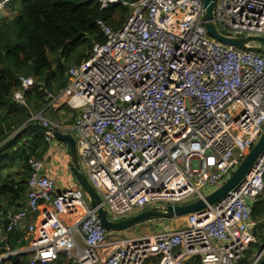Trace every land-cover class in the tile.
<instances>
[{
  "label": "built area",
  "instance_id": "1",
  "mask_svg": "<svg viewBox=\"0 0 264 264\" xmlns=\"http://www.w3.org/2000/svg\"><path fill=\"white\" fill-rule=\"evenodd\" d=\"M11 1L0 0V18ZM96 1L101 9L128 6L130 14L117 28L99 18L104 40L68 68L62 92H44L51 105L78 112L79 161L109 218L205 198L264 133V54L210 36L204 0ZM214 19L224 35L264 36V0H216ZM19 82L13 99L28 107L36 81L20 75ZM36 121L65 132L42 114L28 119ZM45 166L30 158L26 201L0 233L2 241L39 214L23 226L33 234L29 264H238L258 242L253 206L264 199V153L219 202L153 234L107 231L79 183L57 189ZM6 248L0 264L25 251Z\"/></svg>",
  "mask_w": 264,
  "mask_h": 264
},
{
  "label": "trees",
  "instance_id": "2",
  "mask_svg": "<svg viewBox=\"0 0 264 264\" xmlns=\"http://www.w3.org/2000/svg\"><path fill=\"white\" fill-rule=\"evenodd\" d=\"M19 1L18 8L12 12L13 6L11 7L10 2L8 14L0 18V124L6 122L9 117L5 115V111L8 110L6 114H9L16 105L20 106L17 111L18 117L22 116L13 123H9L7 130L3 126L0 128V144L29 118L28 113L25 115L23 113L28 107L13 99V91L20 85L19 76H33L36 83L45 82L49 86L52 80L62 78L66 72V61L69 58H66L65 55L70 52V47L74 43L85 41L90 43L92 47L95 41L104 40V36L97 25L99 18L105 19L117 28L126 21L130 14L128 6L114 4L101 9L96 0ZM14 11H16L15 14ZM58 54H60L59 60L55 67L51 55ZM82 58L76 63L83 60ZM28 99L29 95H27V104L29 105ZM30 141L24 142L18 148V150L23 151L22 170L16 174V176L21 175L20 181L11 176L5 178L1 167L7 157H0V199L7 197L8 194H13L11 200L16 202L19 200L20 194L27 191L26 178L30 175L29 159L31 155L35 154L36 157H42L49 149L47 146H42V153L37 154L33 150L32 153L27 154L23 149L30 148L32 145ZM16 186L22 187L17 188ZM1 209L0 201V211ZM253 219L256 222L255 233L257 237L259 240L260 238L264 239V234L257 232V227H262L264 224V199L259 200L253 206ZM13 234L10 233L8 238V246L11 250L19 248L10 239ZM6 247H1V252H6ZM30 256V253L24 252L3 260L1 264H29ZM240 264H244V259L240 261ZM258 264H264V255Z\"/></svg>",
  "mask_w": 264,
  "mask_h": 264
},
{
  "label": "water",
  "instance_id": "3",
  "mask_svg": "<svg viewBox=\"0 0 264 264\" xmlns=\"http://www.w3.org/2000/svg\"><path fill=\"white\" fill-rule=\"evenodd\" d=\"M215 6L216 0H204L203 20L207 29V33L210 36L224 44L239 47L242 49L255 50L257 52H260L261 54H264V36L230 37L222 34L218 30V27L215 23ZM254 43H258V45ZM30 132H36L43 135H51L55 139L64 141L67 144L70 150L72 169L75 174L76 180L88 196L90 204L97 209V212L101 219V224L107 231L130 229L135 225L152 219H172L176 217H182L189 213L200 211L206 208L208 205L215 204L219 202L222 198H224L232 189H234L241 182V180L250 171L257 158L262 153H264L263 133L261 138L252 148V150L248 153V155L240 164V166L232 173V175L224 182V184L209 193L207 196H205V198H200L198 200L185 204H170L167 206L166 210H161L158 208H148L128 218L116 221L109 218L101 196L88 180L80 164L75 135L46 127L41 124V122L28 123L20 127L10 137H8L5 141L0 144V157H8L9 154L14 153L16 151L15 145L17 144V142ZM246 201L249 205H254L249 198H246ZM10 222V216L4 220V227L6 232L8 231L7 228ZM6 245V239L0 241V247H5ZM262 255L263 252L261 253V256Z\"/></svg>",
  "mask_w": 264,
  "mask_h": 264
},
{
  "label": "crops",
  "instance_id": "4",
  "mask_svg": "<svg viewBox=\"0 0 264 264\" xmlns=\"http://www.w3.org/2000/svg\"><path fill=\"white\" fill-rule=\"evenodd\" d=\"M19 3L20 1L16 0L15 4H13V9L11 11H13L14 9H17L19 6ZM15 12L16 11H14V14ZM75 64L77 63H74L71 66ZM65 76H66V72H65ZM67 83H68V76H67ZM67 83L62 86L57 79L52 80L49 86H47L45 82H37L35 89L31 90L29 94H27L29 95V99H28L29 106L26 111H23L24 115L28 113L29 114L28 117H31V115L33 114L38 115V116L42 114L44 117L50 120L64 123L65 124L64 131L75 135L76 130L74 126H75L76 119L78 117V112L71 110L68 106L64 104L51 105L44 92L45 89H49L55 94L60 93L62 92L64 87L67 85ZM19 108L20 106L16 105L14 107V110H12L9 113L10 115L6 114L8 110L5 111V115L9 117L7 118L6 122H4L3 124H0V128L3 126L5 127V130H7L9 123H13L14 121L18 120L22 116L21 115L18 117L17 111ZM28 119L24 121L23 125L28 123ZM36 122H31V123H36ZM28 140H31L30 142L32 143V145L30 146V148L23 149L26 151L27 154L32 153L33 150L37 154H40L43 152L42 146L49 147V149H47V151L43 154L42 157H39V156L36 157L35 154H32L31 158H44V160L46 161L44 172L47 175H49L51 178L55 179L57 183V189H64L65 187H71L75 185L76 183H78L76 180L75 174L73 172V169H72V160H71L70 150L62 149L61 142H56L57 146L52 145V144L50 145V143L46 140V135L39 134L36 132H31V133L26 134L22 139H20V141H18L19 142L18 145L17 146L15 145L16 151L14 152V155H15L14 157L18 158V160L15 162V164L8 166L1 170L5 178L8 176H11L12 178H16L17 180L20 181L21 175L16 176V174L18 171L22 170V164H23L22 152L23 151L18 150V148L22 146L23 143ZM28 177L26 179H28ZM16 187L18 188L22 186H16ZM26 193L27 191H24L23 193H21L20 196L18 197L19 200L17 202L11 200L12 197L14 196L13 194H8L7 197L0 199L1 205H2V209L0 211V233H4V232L6 233V230L4 227V220L9 217L11 212H15L21 208V206L26 201ZM45 207L46 206H43V208ZM168 220H170L171 222H176V223L178 222L179 223L178 227L182 225L181 218L176 217V218H172ZM35 221L36 220L34 219V217L29 216L22 222L21 225L17 226L12 232H9L6 238V242H7L6 246L9 247L8 246L9 234L14 233L12 238H10L12 239V243L16 244L18 247L20 245V247L17 249L25 250L26 253H30V250H29L30 242L32 240L33 234L31 232H27L23 226L29 223H34ZM169 223L170 222H165L166 225H168ZM165 224H162V227L157 229L155 232H158L159 230H162V229H167L168 227ZM169 229H172V228H169ZM127 231H130V229H126V231L124 232L127 233ZM55 264H60V262L55 263Z\"/></svg>",
  "mask_w": 264,
  "mask_h": 264
},
{
  "label": "rangeland",
  "instance_id": "5",
  "mask_svg": "<svg viewBox=\"0 0 264 264\" xmlns=\"http://www.w3.org/2000/svg\"><path fill=\"white\" fill-rule=\"evenodd\" d=\"M12 4H15V0H13L11 2V7L13 6ZM254 44L258 45V43H254ZM92 47L90 46V43H87L85 41H80V42L74 43L70 47L71 48L70 52H67L66 55H65L66 58H69L66 61L67 70L72 64L76 63L83 56H85L83 58H86L87 55L89 56L91 51H92ZM59 55L60 54L55 55V56L51 55V59L54 60V64H53L54 66H57V61L59 60L58 59ZM67 70H66V76H65V73H64L63 77L58 79L59 83L62 86H63V84L67 83ZM52 121H54V120H52ZM14 156H15L14 153L9 154L7 159L4 161V164H2L1 168L4 169L7 166H11V165L15 164V162L18 160V158L14 157ZM33 215H34V219L37 220V218L39 217V214L38 213H34ZM161 219L164 220V221H162ZM161 219H156V220L152 219V220H148L146 222L140 223L138 225H135L134 227H132L130 229V231H127V233L128 234H152L157 229L162 227V224H165V222H170L168 225L165 224L168 228L174 229V228H177L179 226L178 222L177 223L176 222H171L167 218H161ZM257 228H258L257 232H262L264 234V224L262 225V227H257ZM19 247H20V245H19ZM262 252H263V255H264V239L260 238V240H259V237H258V242L255 243L254 245H252V247L248 251L245 252L244 264H253V261ZM195 261H196V259H193V260H190V261L186 262V264H196ZM238 264H240V262Z\"/></svg>",
  "mask_w": 264,
  "mask_h": 264
},
{
  "label": "bare ground",
  "instance_id": "6",
  "mask_svg": "<svg viewBox=\"0 0 264 264\" xmlns=\"http://www.w3.org/2000/svg\"><path fill=\"white\" fill-rule=\"evenodd\" d=\"M10 115V114H9Z\"/></svg>",
  "mask_w": 264,
  "mask_h": 264
}]
</instances>
